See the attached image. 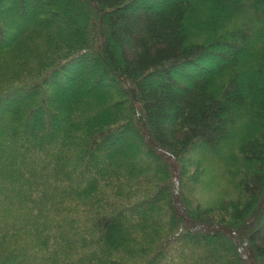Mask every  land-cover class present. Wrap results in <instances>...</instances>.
I'll use <instances>...</instances> for the list:
<instances>
[{
    "label": "trees",
    "instance_id": "trees-1",
    "mask_svg": "<svg viewBox=\"0 0 264 264\" xmlns=\"http://www.w3.org/2000/svg\"><path fill=\"white\" fill-rule=\"evenodd\" d=\"M35 1L0 0V264H264V0Z\"/></svg>",
    "mask_w": 264,
    "mask_h": 264
},
{
    "label": "rangeland",
    "instance_id": "rangeland-1",
    "mask_svg": "<svg viewBox=\"0 0 264 264\" xmlns=\"http://www.w3.org/2000/svg\"><path fill=\"white\" fill-rule=\"evenodd\" d=\"M64 0H57V2L62 3ZM29 5L31 9H37V3L35 0H29ZM4 11L0 9V17H3ZM58 19V18H57ZM56 19V20H57ZM17 25L20 22L15 18ZM63 26L68 27V22L63 21ZM210 66H214V62H209ZM208 73H205L207 75ZM177 79L178 74L176 75ZM181 80V79H179ZM89 80L86 78L82 85L85 88L89 87ZM106 86L112 87L110 84H105ZM193 154V153H192ZM234 154L238 155L237 149H234ZM136 155V154H135ZM134 155V156H135ZM198 158L197 156H194ZM202 161V172L201 177L198 181V185L195 188V195L203 203L217 204L219 201H224L230 197H235L238 192V180L240 174L237 173V167H229V162L227 161L226 154H220V157L215 156H203Z\"/></svg>",
    "mask_w": 264,
    "mask_h": 264
}]
</instances>
